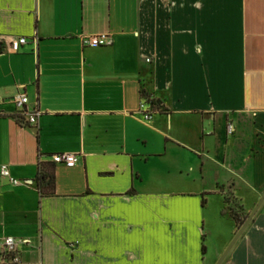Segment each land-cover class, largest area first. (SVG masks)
I'll use <instances>...</instances> for the list:
<instances>
[{
    "label": "crops",
    "instance_id": "obj_1",
    "mask_svg": "<svg viewBox=\"0 0 264 264\" xmlns=\"http://www.w3.org/2000/svg\"><path fill=\"white\" fill-rule=\"evenodd\" d=\"M2 165L20 264H216L264 192V0H0ZM221 264H264V200Z\"/></svg>",
    "mask_w": 264,
    "mask_h": 264
},
{
    "label": "built area",
    "instance_id": "obj_2",
    "mask_svg": "<svg viewBox=\"0 0 264 264\" xmlns=\"http://www.w3.org/2000/svg\"><path fill=\"white\" fill-rule=\"evenodd\" d=\"M27 40L25 38H16L8 43L9 51L12 53H17L21 46L25 45ZM110 45V40L106 35L90 36L82 39V46L89 48H100ZM12 103L14 104L18 112V122L27 126H35L37 119L40 116L38 110L28 111V98L24 92L16 94L12 98ZM139 110L142 113V120L144 122H149L155 110L151 106L147 105L145 100H142L139 105ZM228 133H231V127H228ZM78 162V156L75 154H56L51 156V163L54 165H62L66 168H73ZM0 177L7 180L12 186H18L21 182L14 179L7 166H0ZM17 242L10 237L4 238L1 248H0V261L3 264H20V258L16 250Z\"/></svg>",
    "mask_w": 264,
    "mask_h": 264
},
{
    "label": "trees",
    "instance_id": "obj_3",
    "mask_svg": "<svg viewBox=\"0 0 264 264\" xmlns=\"http://www.w3.org/2000/svg\"><path fill=\"white\" fill-rule=\"evenodd\" d=\"M144 100L146 101L147 105L151 107L154 105V102L149 98L144 97ZM36 181L38 191L42 196H52L54 194V174L52 165L50 167H43L40 169ZM233 219L239 228L243 221L236 218L235 215H233Z\"/></svg>",
    "mask_w": 264,
    "mask_h": 264
},
{
    "label": "water",
    "instance_id": "obj_4",
    "mask_svg": "<svg viewBox=\"0 0 264 264\" xmlns=\"http://www.w3.org/2000/svg\"><path fill=\"white\" fill-rule=\"evenodd\" d=\"M263 200H264V192H263L260 200L257 202L256 206L253 208V210L244 219V221L242 222L241 226L237 230L235 236L233 237V239L231 240V242L229 243V245L227 246L226 250L223 252V254L221 255V257L219 258V260L217 261L216 264H221L222 263V261L224 260V258L226 257V255L228 254L230 249L233 247L235 242L238 240V238L241 236L243 231L246 229V227L251 222L252 218L254 217L255 213L257 212V210L260 207V205H261Z\"/></svg>",
    "mask_w": 264,
    "mask_h": 264
},
{
    "label": "rangeland",
    "instance_id": "obj_5",
    "mask_svg": "<svg viewBox=\"0 0 264 264\" xmlns=\"http://www.w3.org/2000/svg\"><path fill=\"white\" fill-rule=\"evenodd\" d=\"M234 212H240V211H238V210H236V209L234 208Z\"/></svg>",
    "mask_w": 264,
    "mask_h": 264
}]
</instances>
